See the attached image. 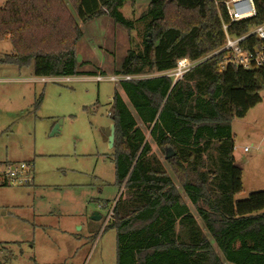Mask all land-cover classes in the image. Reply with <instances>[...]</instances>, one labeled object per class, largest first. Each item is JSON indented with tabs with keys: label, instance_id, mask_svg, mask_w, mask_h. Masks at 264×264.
<instances>
[{
	"label": "trees",
	"instance_id": "1",
	"mask_svg": "<svg viewBox=\"0 0 264 264\" xmlns=\"http://www.w3.org/2000/svg\"><path fill=\"white\" fill-rule=\"evenodd\" d=\"M3 1L0 41L12 49L5 63L32 65L34 77L61 78L94 76L77 70L82 25L106 16L130 31L119 10L136 0ZM224 1L150 0L143 16L150 18L146 31L153 39L144 40L140 54L127 51L116 74L163 73L180 59L198 60L221 48V23L229 24ZM253 2L255 15L230 24L229 35L264 24V0ZM260 47L264 42L252 36L242 44ZM222 56L202 61L175 84L163 76L120 82L136 119L115 91L111 150L116 187L125 191L111 209L116 264H264V192L235 200L243 188L230 129L260 103L264 67L220 71ZM140 126L163 156L167 147L174 156L148 158Z\"/></svg>",
	"mask_w": 264,
	"mask_h": 264
},
{
	"label": "rangeland",
	"instance_id": "2",
	"mask_svg": "<svg viewBox=\"0 0 264 264\" xmlns=\"http://www.w3.org/2000/svg\"><path fill=\"white\" fill-rule=\"evenodd\" d=\"M149 2H127L119 10L133 25L130 31L106 16L82 25L77 70L101 76L98 83L94 76L41 82L32 65L5 63L12 49L8 40L0 41V164L31 169L29 184L0 186V264H116L110 211L125 191L116 187L113 151L103 136L113 124L115 91L136 115L122 82L110 78L122 76L116 73L127 51L140 54L144 40L152 41L146 31L150 18L143 16ZM260 100L230 124L234 164L242 175L236 201L264 192V90ZM140 128L151 149L148 158L163 161V152ZM95 213L100 220L91 219Z\"/></svg>",
	"mask_w": 264,
	"mask_h": 264
},
{
	"label": "built area",
	"instance_id": "3",
	"mask_svg": "<svg viewBox=\"0 0 264 264\" xmlns=\"http://www.w3.org/2000/svg\"><path fill=\"white\" fill-rule=\"evenodd\" d=\"M229 24L221 23L224 36V44L218 50L204 56L198 60H189L187 58L176 61L175 66L169 71L160 73L171 80L172 84L183 80L184 76L202 61L223 54L222 59L218 63L220 71L227 67L238 68L245 71L258 70L264 67V47L259 49L246 50L242 48V44L250 37H254L260 42H264V24L251 28L242 36H231L227 33V28L232 23H237L255 15V6L253 0H227L223 3ZM143 76H114L110 78L111 82H131L140 80ZM69 79H65L68 82ZM96 82H101V76L95 77ZM244 152L248 149L244 148ZM30 167L26 164L3 165L0 164V186H15L29 184ZM112 216V210L110 211ZM110 217V216H109Z\"/></svg>",
	"mask_w": 264,
	"mask_h": 264
},
{
	"label": "water",
	"instance_id": "4",
	"mask_svg": "<svg viewBox=\"0 0 264 264\" xmlns=\"http://www.w3.org/2000/svg\"><path fill=\"white\" fill-rule=\"evenodd\" d=\"M149 36L150 35L148 34V37ZM147 41L149 42L150 40L147 39ZM57 129H58V126H56L54 128L52 134H55ZM103 136H104V141L108 144V147L110 149H112V146H113V143H114V124H112L108 129H106L104 131ZM173 155H174L173 151L170 148H168L167 151H166V154H165V159L167 160V159L171 158V156H173ZM91 219L94 220V221H97V220L100 219V217L95 213L91 217Z\"/></svg>",
	"mask_w": 264,
	"mask_h": 264
},
{
	"label": "crops",
	"instance_id": "5",
	"mask_svg": "<svg viewBox=\"0 0 264 264\" xmlns=\"http://www.w3.org/2000/svg\"><path fill=\"white\" fill-rule=\"evenodd\" d=\"M158 75H159V73H158ZM144 76H145V75H144ZM144 76H143V77H144ZM94 77H97V75H95ZM143 77H142V78H143ZM65 78H66V77H65ZM67 78H71V79H73V77H67ZM143 79H144V78H143ZM50 80L53 81V80H56V78H39V81H41V82H43V81H50ZM70 81H72V80H70ZM70 81H69V82H70ZM69 82H68V83H69ZM97 83H98V82H97ZM99 217H100V216H99ZM100 218H101V217H100ZM99 220H100V219H99Z\"/></svg>",
	"mask_w": 264,
	"mask_h": 264
}]
</instances>
